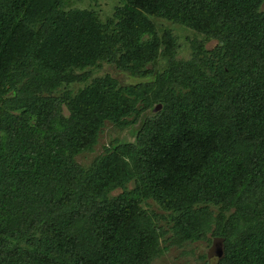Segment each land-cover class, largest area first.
I'll return each mask as SVG.
<instances>
[{"label":"trees","instance_id":"1","mask_svg":"<svg viewBox=\"0 0 264 264\" xmlns=\"http://www.w3.org/2000/svg\"><path fill=\"white\" fill-rule=\"evenodd\" d=\"M158 21L196 35L189 61ZM213 240L216 264H264V0H121L105 21L0 0V264H154Z\"/></svg>","mask_w":264,"mask_h":264},{"label":"rangeland","instance_id":"2","mask_svg":"<svg viewBox=\"0 0 264 264\" xmlns=\"http://www.w3.org/2000/svg\"><path fill=\"white\" fill-rule=\"evenodd\" d=\"M65 9H85V10H95L101 17L103 21L107 20L112 16L114 8L120 5L121 0H64ZM158 27L160 32V37L163 36L164 30L171 31L177 39V45L179 49L176 54V59L179 61H189L191 59V46L190 41L196 38V35L178 25L168 23L165 21H158ZM203 40V39H199ZM216 45L215 41H209L206 44L208 50L214 49ZM159 52L158 60L154 65H146L147 69H156L159 71H164L166 69V60L162 56V50ZM92 78L103 77L105 75H112L122 85H134L141 82L137 78L131 77L127 73L119 72L114 66L103 65L102 68L97 70L89 71ZM87 84V83H86ZM84 84L77 85L73 87V90L77 91ZM162 109L161 105H155L154 108L147 114L140 117L138 125L124 131L115 128L113 125L107 123L104 128L101 137L99 138V144L96 147L94 153H84L77 157V161L80 165L85 167L90 166L96 157L104 152V147H108L112 140H126L127 142H134L136 140V134L141 128V123L147 116H153ZM120 190L113 192L114 195H119ZM214 241V240H213ZM183 252V254H182ZM187 252V254H184ZM221 248L218 242H205L199 241L191 243L183 249H172L170 252L166 253L162 259L156 261L154 264H216L217 260L221 257Z\"/></svg>","mask_w":264,"mask_h":264}]
</instances>
